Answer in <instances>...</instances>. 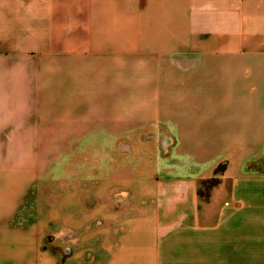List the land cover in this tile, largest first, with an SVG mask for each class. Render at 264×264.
<instances>
[{"label": "crops", "instance_id": "crops-1", "mask_svg": "<svg viewBox=\"0 0 264 264\" xmlns=\"http://www.w3.org/2000/svg\"><path fill=\"white\" fill-rule=\"evenodd\" d=\"M0 264H264V0H0Z\"/></svg>", "mask_w": 264, "mask_h": 264}, {"label": "rangeland", "instance_id": "rangeland-1", "mask_svg": "<svg viewBox=\"0 0 264 264\" xmlns=\"http://www.w3.org/2000/svg\"><path fill=\"white\" fill-rule=\"evenodd\" d=\"M128 149H129V147H126V146H122V151L123 152H126V153H128L129 151H128ZM128 151V152H127ZM161 151H163V150H161ZM152 153H153V151H152ZM149 156V155H148ZM153 156V155H152ZM152 156H150L151 157V160H152ZM154 157V156H153ZM150 160V161H151ZM55 171V170H54ZM59 173L60 172H53V174H55V175H59ZM49 180H50V187H51V191H50V195L47 197V203H50V205H51V207H50V209H51V211H55L56 213H67V212H75V210L74 209H72V210H70V209H68V208H65L62 204L63 203H61V201H62V193L61 192H59V183L58 182H60V178H58V177H54V178H49ZM59 207H61V208H59ZM49 209V210H50ZM66 210V211H65ZM46 213V215H47V212H45ZM62 220H63V217H57L56 219H55V223L54 224H52L51 226H50V230H53V229H58L59 227H60V225L62 224L61 222H62Z\"/></svg>", "mask_w": 264, "mask_h": 264}]
</instances>
